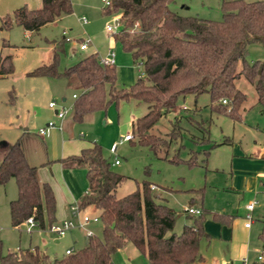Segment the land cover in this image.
<instances>
[{
	"label": "trees",
	"instance_id": "1",
	"mask_svg": "<svg viewBox=\"0 0 264 264\" xmlns=\"http://www.w3.org/2000/svg\"><path fill=\"white\" fill-rule=\"evenodd\" d=\"M170 1L112 0L110 7L103 9L118 11L120 26L111 36L132 63L140 66V74L129 85L117 87L114 64L99 63L94 52L58 70L61 43L52 44L49 59L27 74L62 77L76 84L71 102L73 121L109 102L130 98L144 103V112L131 120V136L154 154L162 153L163 158L177 134L176 116L162 135L153 129L161 116L174 109L177 97L205 92L210 111L231 121H240L254 104L263 107L264 57L248 61L245 55L249 43H259L264 49V0H221L217 20L177 13L168 7ZM70 10V0H40L38 7L20 5L10 14L15 25L36 31ZM1 22L9 25L7 14ZM11 70L9 56L0 57V76ZM0 150V184L9 178L15 184V196L7 202L10 225L17 226L30 216L37 227H48L54 222V196L49 184L36 178V167L26 162L18 139L11 143L0 140ZM55 160L62 167L84 168L87 189L77 206L92 205L97 210L99 234L86 235L83 246L53 257L51 264H110L111 254L126 243L148 264H188L201 259L198 243L207 235L202 229L206 210L199 204V212L187 214L190 222L174 233V212L156 201L149 182L143 180L139 188L123 195L114 194L123 176L111 169L97 143ZM168 160L178 158L173 155ZM187 163L195 164V159L189 156ZM193 192L199 198L198 190ZM210 217L221 222L225 215L213 212ZM259 237L264 242V224ZM0 264H49V260L36 247H25L0 251Z\"/></svg>",
	"mask_w": 264,
	"mask_h": 264
},
{
	"label": "rangeland",
	"instance_id": "2",
	"mask_svg": "<svg viewBox=\"0 0 264 264\" xmlns=\"http://www.w3.org/2000/svg\"><path fill=\"white\" fill-rule=\"evenodd\" d=\"M14 1L16 6L25 3L33 7L39 0ZM220 1L171 0L168 7L180 14L217 20L221 14ZM70 5V12L41 25L36 31H29L26 36L24 30L13 23L6 0L1 1L0 57L9 56L12 70L0 76V140L11 143L18 139L27 156V162L34 164L36 168L40 166L41 160L50 158L51 152L57 154L60 133L56 135L53 143L47 140L50 131L44 136L37 134L38 127L47 120H55L52 108L47 107V102L52 100L57 107H68L64 113V120L71 122V133L76 140L81 143L95 142L100 146L102 156L109 162L114 157L117 159L116 164L110 163L111 169L123 176L115 186L116 196L123 195L135 187L139 188L143 180L149 182L152 186L149 185V191L155 195L156 201L164 202L174 212L171 227L174 233L179 232L182 225L191 220V216L182 210L188 204H200L206 210L205 220L211 219L212 212H222L231 214L232 218L240 221L245 213H242L241 205L251 200L253 195L230 188L228 161L231 143L219 142L228 137L232 143L239 142L240 145L251 144L252 140L261 145L264 141L263 132L252 127L254 121L260 118L255 107L257 105L254 104L243 114L242 121H231L224 114L210 111L207 93L203 92L196 96L185 94L177 97L174 109L161 116L154 125V132L162 135L169 131L172 117L177 118V134L170 141L164 158L161 157L162 153L154 154L134 137L130 141L117 144L114 154L111 153L109 146L131 130L129 120L144 112V103L130 98L118 100L116 103L109 102L104 108L85 114L80 121H73L70 118L72 102L70 92L76 89V84L62 77L27 74L32 68L49 59L52 44L56 46L61 43L62 47L58 52V70L93 51L97 53V57L103 56L107 47L112 45L110 41L112 34L105 32L104 24L111 22L112 17L118 15V11L104 12L99 0H70ZM5 14L8 15V26L1 22ZM79 17H84L85 23L81 24L77 19ZM62 35L69 36L70 40L64 41ZM78 37L89 39L85 49L77 48V42L80 40ZM112 46L117 54L112 58L115 85L124 87L120 81H127L132 77L133 80L125 86L132 83L139 74L136 68L140 69V66L127 60L125 55L116 53L118 50L116 45ZM263 57L264 49L259 43L247 45L246 60ZM118 58L124 63H129L130 69L121 66L118 73L116 71ZM239 86L250 93L248 87L241 83ZM61 97H64L63 101ZM212 142L217 144L211 145ZM173 155L178 158L175 162L168 160ZM189 156L195 159V164L187 163ZM193 189L198 190L199 198ZM14 196L15 184L13 179L9 178L0 184L1 252L36 246L47 255L51 264L50 260L61 256L65 248L75 250L84 245L86 240L84 229H90L94 235L99 234V222L90 220L84 228L72 227L61 236L49 230L46 224L43 228L35 225L29 232L25 231L24 222L11 226L7 201ZM190 197L194 199L191 200ZM254 199L257 202L261 201L257 196ZM84 211L91 216L89 208ZM253 215L254 212L251 213L252 217ZM257 225L253 220L246 240V264L252 261L259 264L258 262L264 259V253L261 252L260 260H256L257 251L261 249V240L254 235ZM198 251L208 259L211 255L218 256L219 252L224 250L219 241L210 239L207 242L202 238L198 243ZM224 255L227 256L226 252ZM227 262L241 264L239 258L234 257ZM110 264L148 263L139 251L126 243L111 254Z\"/></svg>",
	"mask_w": 264,
	"mask_h": 264
},
{
	"label": "crops",
	"instance_id": "3",
	"mask_svg": "<svg viewBox=\"0 0 264 264\" xmlns=\"http://www.w3.org/2000/svg\"><path fill=\"white\" fill-rule=\"evenodd\" d=\"M1 1L2 0H0V4H1ZM6 3L9 6L8 8L12 10L13 8L18 7L20 5H25L26 7H29V8L38 7L40 4V0L38 1L37 4L35 3L36 5H34L33 7H31V5L27 6L25 3H21L16 6L15 5L16 3L14 0H6ZM23 30H24V35L28 36L29 31L25 29ZM110 41L112 45L113 44L116 45L118 49L116 53H119L120 55H125L127 60H131L129 54L127 52H124L120 48V45L112 38V36H111ZM112 45L108 46L107 50L109 49L113 50V53H114L113 57L115 58L117 54H115V51ZM94 53L97 54L96 52ZM116 62L118 64L117 65L118 67L116 70L118 71V73L122 67L126 66V68L130 69L129 63H124L123 61L120 60V58H118ZM136 69L138 70V67ZM132 80L133 79L131 77L127 79V81H124V80L120 81L121 86H125V84H128ZM75 92L76 90H72L70 92V97H71V93H75ZM61 100L63 101L64 97H61ZM256 105L257 106L255 107L258 111L257 115L260 116V118L258 119V121H254L255 123L252 127L256 128L260 132H263V140H264V106L261 107L259 104H256ZM55 107L57 108V106ZM52 112L54 114L53 109H52ZM64 115L60 119L56 118L54 115L55 120L53 122L55 123L56 127H53L49 130L50 134L48 135V139H47L49 143H53L57 137L56 135L60 133L58 134L59 139H60L59 140V143H60L59 152L57 154L51 152L50 158H45L44 160H41L39 163L40 166H38L35 171L36 178L39 181L47 182L52 190V193L54 196V222H58L61 219L70 218L71 214H70L68 206L72 203L77 204L80 196L84 194L87 189L84 168L82 167H68V168L62 167L55 159L58 157H64L67 155L74 154L77 152V150L79 151L81 148L89 146L92 143V142L81 143L79 140H76L72 136V133H71V122H69L68 120H64ZM70 118H71V113H70ZM133 118L134 117H131L129 120L130 126H131V120ZM125 133L131 134V130ZM124 141H130V140H124ZM4 142L9 143L7 141H4ZM230 143H231V153H230L229 161H228L230 188L240 191V193L245 191L248 194H252L253 198L251 200H255L254 197L257 196L259 200L261 199V201L257 202L255 200V203L253 204L250 210V215L253 212H254V215L253 217L251 216L250 224L247 227L243 226V221H242L243 216L241 217V220L239 221L237 219L232 218L231 214L222 213V212L221 213L215 212L217 214L225 215L224 220L221 222L213 220L211 217H210L211 219H207V220L203 219L202 229L207 235V237L203 239L207 242H209L210 239L219 241V243L222 245V250L224 251L219 252L218 256L211 255L208 259L207 257L203 256L198 251V253L201 256V259L192 261L188 264H208V263L228 264L229 262L227 261L233 257L239 258L241 264H246V258H245V253L247 250L246 240L250 232L251 223L253 220H255L258 224L256 228L254 229V235L258 239H260L259 232L261 230L262 225L264 224V141L261 145H259L254 140H252L251 144H247L245 146V145H240L239 142L232 143L231 140L228 137H226L224 144H230ZM20 147H21V144H20ZM21 149L24 154V158L27 162V156L22 147ZM1 153L2 151L0 150V156H1ZM30 165H34V164L30 163ZM190 199L192 200L194 198L190 197ZM249 201L247 200L243 205H241L242 213L246 211L244 205ZM186 206L197 207V208L199 207L198 204H194V205L188 204ZM87 208L91 210V213H92L91 216L98 215L97 210L92 205H87L85 207L79 208L80 210L79 212L86 213L84 210H86ZM86 229H84V231ZM260 246H261V249L257 251V255L260 254L261 252L264 253V242L261 241ZM33 247H36V246H33ZM6 251H10V250H6ZM224 252H226L227 256L224 255ZM63 254H64V251H63ZM257 255H256V260H260L257 258ZM263 262H264V259L262 261H259L258 263L261 264ZM250 264H257V263L255 261H252L250 262Z\"/></svg>",
	"mask_w": 264,
	"mask_h": 264
},
{
	"label": "built area",
	"instance_id": "4",
	"mask_svg": "<svg viewBox=\"0 0 264 264\" xmlns=\"http://www.w3.org/2000/svg\"><path fill=\"white\" fill-rule=\"evenodd\" d=\"M99 1H100L101 5L103 6V8L110 7L111 2H112V0H99ZM77 19L81 24L85 23V21H86L84 17H79ZM119 26H120L119 15H116V16L112 17L111 22L104 24V30L107 33L114 34L118 30ZM62 38L65 41L70 40V37L66 36V35H62ZM88 43H89V39L87 37L81 38L77 42V48L80 50L84 49V48H86ZM113 55H114L113 50L109 49L106 51V53L103 56L97 57V60L99 63L109 64V63H112ZM138 71L140 74L139 68H138ZM139 74H137V75H139ZM74 97H75V93H71V98H74ZM223 101L224 100L221 99V102H223ZM47 106L54 110L55 117L59 118V119L63 117L66 109L68 108V107L64 108L62 106H59L56 108L55 107L56 105L52 100H49L47 102ZM70 108H71V106H70ZM182 108H184V106H182ZM53 127H56L55 123L52 120H47L42 126L37 128V134L41 135V136L47 135L49 130ZM131 138H132V136L130 133L123 134L121 137L118 138V140L116 142L111 143V145L109 146V151L114 154L117 144H119L120 142H122L124 140H130ZM110 163L116 164L117 159L113 158ZM254 203H255V200H250L249 202H247L244 205L245 210H246L244 215H243V226L244 227H247L250 224V221H251L250 210H251ZM68 208H69V211L71 214L70 218L61 219L60 221L53 222L51 225L48 226L49 230L54 231L58 236L63 235L65 231L69 230L72 227L84 228V225L89 220L90 221H98V215L89 216L86 213H80L79 207L75 203L70 204L68 206ZM182 210L186 214H197L199 212V208L191 207V206H184ZM23 222L25 225L24 229L26 232H29L30 229L33 226H35V223L30 216L26 217L23 220ZM85 233H86V235L92 234V232L89 229H86ZM71 250H72L71 248H66L64 250V253H69ZM257 258L258 259L260 258V254L257 255Z\"/></svg>",
	"mask_w": 264,
	"mask_h": 264
}]
</instances>
